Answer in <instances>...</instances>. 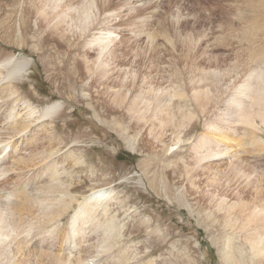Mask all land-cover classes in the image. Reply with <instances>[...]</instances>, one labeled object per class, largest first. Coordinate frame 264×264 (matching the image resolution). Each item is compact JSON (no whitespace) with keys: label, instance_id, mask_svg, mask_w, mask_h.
Listing matches in <instances>:
<instances>
[{"label":"rangeland","instance_id":"obj_1","mask_svg":"<svg viewBox=\"0 0 264 264\" xmlns=\"http://www.w3.org/2000/svg\"><path fill=\"white\" fill-rule=\"evenodd\" d=\"M24 1L26 0H19L17 6V4L0 0V58L13 54V60L19 58L28 60L31 70H27L18 83L22 87L20 93L23 96L27 95L25 97H28L37 109L55 103L62 107L60 116L53 122L48 124L49 120H45L48 123L46 122L44 126L40 122L43 121L41 119L32 124L31 129L44 137L41 139L42 143L38 145V150L55 149L61 142L58 152L55 153L54 150L48 163L55 160L59 163L64 162L59 176L62 179L60 186L73 188V192L69 194L77 200L71 204V208L58 223L47 225L42 229L45 233L53 232L54 241L51 234L48 238H43V231L41 232L40 228L31 231L35 236L32 242L30 241L32 247L37 245L36 248L39 246L37 248L39 251L50 252L52 255L64 254L66 246L59 243V235L65 236L64 232L70 226V218L77 209V203L88 195H92L94 191L107 189L111 193L110 198L113 196L107 202L109 204L107 212L112 215L114 227L112 231L117 232V239L114 237L112 242L117 244L112 245L114 247L108 252L99 254L95 252L91 260L96 264H257L251 255L248 242L244 240L242 231L245 229L242 231L235 229L234 232L231 229H225L222 219L218 218V216L223 217L224 213L209 210V203L216 205L218 200L209 198L206 193L201 195V189H204L202 184L205 181L203 175L198 178L197 183L201 184L203 181L199 186L195 183L193 186L188 184L186 178L179 184L181 178L176 174L173 175V171L166 166L169 162L166 157L170 155L165 157L166 154L163 155V151L156 147V143L152 142L148 133L144 131L148 124L143 125L140 131L138 127L141 124H138L135 129L133 120L128 114L111 105L110 99L106 96L97 95L96 91L101 90V87L92 86L90 79L95 78L94 75L89 78L86 75H80V78L77 76L79 69L76 65L88 59L87 57L92 59H88L90 63L96 61L94 59H97L98 51L95 45L91 47L86 41L99 30L109 31L112 34L110 37L114 39L111 37L112 44L110 43L111 46L109 45L108 50L102 54L99 62L106 60L111 68H114L116 64L117 69L113 70L114 82H121L120 78L124 81L128 80L122 81L132 92V94L128 93V97L130 95L132 98L134 94L136 96L141 92L143 99L151 100L153 92L164 87L166 94L161 98L160 107L168 101L169 104L168 102L166 104H171V108L176 112L181 107L195 112L198 118L188 127L184 141L173 148L174 152L178 153L175 156L176 160L182 157L188 165L192 162L191 158L195 156L192 155V145L204 132L207 122L222 128L221 132L233 131L231 132L233 141L232 144L229 143L233 151L232 148L229 149L243 158L241 162H243L244 170L253 172L251 178L233 177L230 169L227 168L236 159L230 157V153L222 156L223 160H205L196 164L192 172L210 164L216 165L220 176H224L231 182V193L243 192L244 202L247 204L244 210L247 215L252 209L251 196L256 194L259 183L264 185V124L259 119H255L252 126L235 127L231 125L232 121L228 123L220 119L222 116L220 111L223 110L224 103H227L229 98L226 96L233 91L234 85L244 79L246 65L253 68L264 67V62L261 63L260 58L251 61L247 55L253 50L254 45L256 49L261 46L260 49L264 50V0H250V4L249 0H109L108 3H102L103 8H108V11H102L101 14L97 12L98 16L93 19L92 26L84 36H80V41H77L79 47L77 46L76 51L74 49L69 54L63 37L53 33L49 35L44 32L46 29L44 27L37 30V21L30 17L24 19L27 20L28 27L24 33L25 43L20 44L16 35L21 12L24 5L28 7L32 0L30 2L28 0V4ZM97 1L105 2L106 0ZM64 3L65 0H61L58 9ZM201 5H205L207 15L200 10ZM251 6H254L256 10L255 8V11L251 10ZM258 12L261 17L257 16ZM254 22L258 23V27L251 31ZM186 33H189L190 37ZM253 33L256 35L253 36L254 39L251 36L248 39L247 35ZM66 34L70 42L76 41L75 38L78 35L76 29L69 28ZM185 34L186 37L183 36ZM196 41L197 44H195ZM107 52H111L110 55ZM78 54H85L84 60H82L83 56L81 55V59ZM209 57L213 60L211 64L207 62ZM193 61L199 64L200 70L206 72L218 70V73L216 72L218 75L224 74L221 81L213 82L212 85L208 82L211 96L218 98L220 96V98L217 106L213 107L207 116L200 115L198 108L191 100L192 93L187 78H191L188 71L191 70L190 64ZM235 65L239 66L235 68ZM144 77L146 79L142 81ZM150 84L151 87H149ZM119 85L116 87L119 88ZM215 87L216 90H214ZM214 100L216 101V98ZM187 104L190 109H193L192 111L188 109ZM14 105V112L17 110L19 112L21 105L13 104V107ZM0 110L2 117L6 111L8 112L5 107ZM20 113L23 114V112ZM1 124L0 126L3 125ZM54 127L56 131L52 129ZM28 137L26 133L23 139ZM169 138L170 134L167 132L162 140L169 143ZM17 139L11 140V145L18 146L17 153L13 155L14 151L10 150L9 154H6L4 150L5 153L3 151L2 154L4 157L6 155L5 159H9L5 163L1 162L2 167L13 168L7 171L8 174L7 172L4 175L0 174V204L2 205L8 200L7 203L11 201L13 204L16 199L12 196L17 190L24 189L27 194L37 195L40 185L51 183L47 173L39 174V170L46 162L45 160L42 163L38 159L39 156L34 155V158H37L35 163H39L38 166L28 167L20 164L18 167L12 164L19 155L20 157L27 154L33 156V146H28L25 150V139L19 138V141ZM235 143H237L236 146ZM68 155L70 157L74 155L75 163ZM167 171L173 177L168 174L167 178L165 175ZM185 185H188L193 192L198 190L195 192L197 196L188 195L185 192ZM230 191L227 187L223 188V192L227 195H230ZM7 193L9 195L6 197ZM48 195L51 196L50 193ZM60 195L69 200L70 195L65 193ZM228 199L231 202L234 201L231 196ZM102 213V210H99L98 218L100 217V223L104 224L108 218L103 217ZM36 215H38L37 212ZM237 217L241 219L240 215ZM101 227L102 225L93 226L96 232H89L88 238L91 244L96 240V233ZM37 232H41V236L36 235ZM41 238L43 242L40 241ZM39 241L42 245L37 244ZM226 242L229 244L233 261H223L221 258ZM6 245V251L9 254L12 252L11 255H13L12 244L8 245L6 242ZM60 246L62 249L59 248ZM73 249L71 258L78 256L77 250H80L78 247ZM115 255H121V257L118 259ZM110 259H113L114 263Z\"/></svg>","mask_w":264,"mask_h":264},{"label":"bare ground","instance_id":"obj_2","mask_svg":"<svg viewBox=\"0 0 264 264\" xmlns=\"http://www.w3.org/2000/svg\"><path fill=\"white\" fill-rule=\"evenodd\" d=\"M5 1L6 3L10 2V3H14L15 5L17 4V6L19 4L18 2L19 0H4V2ZM27 1L28 0L24 1V3L25 2L27 3ZM108 1L109 0H106L105 2L104 1L99 2L97 0H65V3L62 5V7L58 9L59 2H61V0H38V1L32 0L31 2L29 0L28 2H30V5L28 7L24 5V8L22 9L16 37L21 45L25 43L24 33L28 25L26 23L27 20L24 19L28 17L34 18L37 21L36 22L37 30L44 27L46 28L44 32L49 33V35L53 33L55 35L63 37L66 40L68 46L67 52L69 54L73 52L74 49L76 51L77 49L76 47L79 45V42L77 43V41H80L79 40L80 36L81 37L84 36V34L87 33V30L90 28V26H92L93 19L98 16L97 12L101 14L102 11L108 9L105 7L103 8L102 6V3H108ZM249 2L251 1L249 0L248 3ZM255 7L257 6L255 5ZM255 7L251 6L250 9L251 10L253 9V11H255L256 10ZM257 16L261 17L260 13ZM256 27H258V23L257 24L255 23L251 27L252 28L251 31H254ZM67 28L76 29V33H78V35L75 38L76 39L75 42H72V40L70 42L69 36H67L66 34L68 30ZM186 34L183 36L186 37ZM104 35H106L107 37ZM110 35L112 34L109 31L99 30V32H96L93 36L90 37V39L87 40L88 42L86 41L87 45L89 44L91 45V47L92 45L93 46L95 45L96 50L98 51L97 52L98 57L97 59L93 58L96 61L91 63L90 61H88L89 57L87 56L86 57L88 59H86L83 62L82 61L78 62L79 64L76 65L77 69H79L78 75L75 73L77 71L73 67L75 75L79 76V78L80 75H86L88 76V78L94 75L95 78L90 79L92 86L94 88L101 87V90L96 91L97 95L106 96L107 98L110 99L111 105L113 104L115 107L120 109L121 112L128 114L130 118L133 120L132 123L135 129L137 128L138 124H141V126L138 127L140 131V128L143 125L148 124V126L144 128V131L148 133L150 140L156 143V147H159L163 151V155L166 154L165 157L167 155H170V157H166V160L169 161L167 162L166 166L173 171V175L176 174L178 177L181 178L179 184H181L184 178H186L188 184L193 186L195 183L197 184V186H199L202 184L203 181L201 182V184L197 183L198 178H200V176L203 175L205 181L202 184L204 185V189H201V195L203 196L206 193V195L209 198L218 200V203L216 205H211L209 203V210L213 212L224 213L223 217L218 216V218L222 219V225L225 229H231L232 232H234L235 229H238L240 231L245 229L244 231H242L244 233L243 237L244 240L248 242L250 246L252 257L255 258L257 264H264V185L260 183L258 184L259 188L256 191V194L251 196L252 209L251 211H249L250 213L246 215L244 208L247 204L244 202L243 192L236 191L235 193H231L230 191L232 190V188L230 187L231 182L228 181L224 176L223 177L220 176L218 169L215 167L216 165H212L209 163L210 164L209 166L207 165L205 167H202L201 170L196 169L194 172H192L194 169V165L199 164L205 160L208 161L223 160L222 156L230 153L231 154L230 157H235L236 161H233V163L231 162L229 164L230 167L228 166L229 168L227 167L225 168L230 169V172L233 175V177L240 176V177H245L246 179H250L251 174L253 172L247 169L244 170L243 162H241L243 158H241V156L238 155L237 153L232 152L233 148L232 146L231 147L229 146L230 144H232L231 142L233 141L231 139V132L233 131H226V130L224 131L223 129L224 132H221L222 128L214 125L211 122H207L206 126L204 127V132L198 136L194 144L192 143L193 145L191 151H192V155H195L191 158L192 162L188 165L186 162H184V159L182 157L180 159L177 158L176 160L175 156H177L178 153H175L173 148L178 147L184 141V137L188 127H190L191 124L194 123L198 118L197 114H195V112L187 111L183 107L177 109L178 106H181L179 104L176 107L177 109L176 112L173 110V108H171L170 106L171 104L168 105L169 104L168 101H167L168 104H166L167 103L166 102L165 105L160 107L162 103L161 98H163L166 94V90L164 87L163 88L156 87L158 88L156 89L157 92H153L154 93L152 96L153 99L151 100H149L148 98H147L148 100L143 99V96H141L140 91H139L140 94H136V96L134 94V97L132 98H130L131 97L130 95L128 97V93L132 94V92L130 88H128V86L123 83L128 80L124 81L120 78L121 82L120 81L119 83L114 82L115 78L113 77V75L115 74V72L113 70L116 71L117 69L116 64L114 68H111V66H109L106 60H102V61L100 60L99 62V59H101L100 57L102 56V54L105 52V50L107 51L109 45L111 46L112 44V40L114 38L111 36L113 38L111 40ZM188 35L189 33L187 34V36ZM254 35H255L254 33L248 34L247 38L251 36L252 39H254L253 37ZM184 42H186V40ZM195 44H197V41ZM87 45H83V46H87ZM260 48L256 49L254 45V48H252L253 50L250 51L249 54H247L249 55L248 59L254 61L257 58H260L259 60L261 61V63H263L264 50ZM110 53H108V55H110ZM81 55L78 54V56H80L81 59L83 56L82 60H84L85 54L82 56ZM13 58H14L13 54L12 55L7 54L0 58V109L5 107V109L8 110V112L6 111L7 114L5 112L6 115L4 114L3 117L0 116V123L3 124V125L1 124L2 126H0V163L4 161L6 157V155L5 157L4 155H2L4 150L10 147L11 151L16 152V149H18L17 148L18 146L16 144L11 146V140L14 138L23 139L24 135H26L27 133V136L29 137L27 139H25L26 138L25 137L24 138L25 140L23 139L25 142L24 146L26 147L25 150H27L28 146H33L32 149L33 156H28L27 154V156L25 155L24 157L23 156L20 157L19 155L12 161V164H15V166L18 167L20 166V164L28 167L38 166L39 163H35V160H37V158L35 159L34 155L36 157L39 156L38 159H40L41 162L46 160V162L43 165L41 164L42 167L39 170L40 172L39 174L47 173V176L49 177L51 183H48L46 181L48 184L40 185L39 187L40 189L38 190L39 193L37 195H31L29 193L27 194L24 190H18V192L12 196L14 197V199H16L13 202V204L11 201L7 203L9 200L5 202L4 205L0 204V264H86V260L93 258L94 256L93 254H95V252L98 254L108 252L111 250L112 247H114L112 245L117 244L112 242V240L116 238L117 232L112 231V228H114L112 215L110 214V212H107V208L109 205L107 204V202L109 199L113 198V196L110 198L111 193L107 189L105 191L101 190L99 192H97L98 191L97 190L94 191L92 195H88L86 198H83L80 202L77 203V209L75 210L73 216L70 218V222H69L70 226L68 230L64 232L65 236L64 234L62 235L60 233L61 234L59 235L60 239L58 238L59 243L61 245L64 244V246H66L64 248L65 249L64 251H66L64 254L57 255L55 253L54 255H52V253L50 252L44 253L39 251V249H37L39 246L36 248L37 245L36 246L34 245V247H32V243H30V241L32 242V239L35 236L32 235L31 231L34 230L35 228H40L41 232L43 231L42 232V234L44 235L43 238L45 237L48 238V235L51 234L50 236L52 238V241H54L55 239L53 240L54 238L53 232L47 231L49 233H45V231L42 229L47 225H53L58 223L61 217L65 213H67L68 210L71 208V204L77 202V200L75 197L69 194L73 190V188L72 189H69V187L62 188L60 186L62 179L59 176L62 173L61 166L63 165L64 162L60 161L59 163L57 160L54 159L55 160L54 162L51 160L52 163H48V161L51 159V156L54 154V150L55 153L58 152L57 150L59 149V145L61 142L58 143V145H56L58 147H56L55 149H49L47 151L44 148L43 149L41 148V150H38V145L42 143L41 139L44 137L39 136L37 134V131H35L34 129L32 131L31 129L32 124H34L35 122H39L41 119L43 120L40 121L42 122V125H44L47 122V121L45 122V120H49V123L47 122L48 124L53 122L55 118H58L60 116L59 114H61L62 107H60V105L55 103V104L45 105L44 107L37 109L34 103H32L28 97H25L27 95L23 96V94L20 93L22 88L21 84H19L18 82L26 73V71L31 70V68L29 67L28 60L21 58L17 60H13ZM207 62H210L211 64L213 62L212 58L209 57L207 59ZM194 65L196 66L193 67ZM198 65L199 64L195 63L194 61L190 64L191 70L188 72H190L189 75L191 74V78L189 77L187 79H189V86H190L189 88H190V92L192 93L191 100L195 103V107L198 108L199 114L203 116H207L209 112L213 110L212 108L217 106L219 102L218 99L220 98V96L219 98L217 96L216 97L211 96L210 93L211 88L208 82H210L211 85L213 82L217 83L218 81H221L224 74L222 73L218 75L217 74L218 70L217 71L212 70V72L209 70L207 72L204 70H200V67ZM238 66L239 65H235V68H237ZM245 70L246 72L244 74L242 73L244 79L240 80V83L234 85L233 91L230 94L228 95L226 94L227 95L226 98L229 99L227 103L226 102L224 103L223 110L220 111V113L222 112V116L219 115L220 119H224L228 123L229 121H232L231 125H235V127L238 125L240 126L242 125L243 127L252 126L255 119H259L260 122L264 124V67L257 66L256 68H253V66L249 67L246 65ZM125 75L127 76L128 74L126 73ZM217 76L218 78H215ZM142 79L141 80L144 81L146 77ZM118 84H120L119 88L116 87V85L118 86ZM192 84L193 86H191ZM149 87H151V84L149 85ZM216 87L214 90H216ZM149 91H151V89H149ZM167 91L169 93V90ZM109 96H113V97H109ZM10 98L11 100H9ZM180 98H181V93H180ZM215 98L216 101L214 100ZM18 103L21 106L18 105ZM13 104H17L18 106L21 107L19 112L18 110L17 112H14L15 105L13 107ZM108 107L111 108V106ZM188 109H190V107ZM190 110L192 111L193 109ZM20 112H23V114L21 115ZM52 129L56 131L55 127ZM229 129L233 130L232 128ZM167 132H169L170 134L169 143H165L162 140L163 136ZM137 133L139 134L138 131ZM20 142L22 143V141ZM3 143L4 146H1ZM236 145L237 143H235V146ZM229 148H232V151ZM1 155L3 157H1ZM71 156L72 157L68 155V157L72 159L73 162L75 163L76 158L74 157V155ZM217 157H219L220 159L217 160L216 159ZM199 168L201 167L199 166ZM12 169L13 168H11V166L10 167L0 166V174L4 175L7 171H11ZM6 174H8V172ZM36 174H38V172H36ZM168 174L169 176L173 177L169 171H167V173L165 174L166 177L168 176ZM192 175H198V176H192ZM176 183L178 184V182ZM225 187L229 189L230 195L229 194L227 195L225 192H223V188ZM185 190H186L185 192L188 193V195L197 196L195 192H198V190H195V192H193L188 185L187 186L185 185ZM49 193L51 194L50 197L48 195ZM64 193L70 195L68 196L69 197L68 201L65 199L64 196L60 197L61 196L60 194H64ZM56 194H58L59 196L57 195L55 197ZM229 196H231L235 202L233 200H232L233 202H231L230 199H228ZM99 210H102L103 217L108 218V220L104 224H101L100 217L98 218ZM36 212L38 213V215H36ZM237 215H240L241 219H239ZM100 225H102V227L96 233L97 238L91 244L88 238L89 232L91 233L94 231L96 232L95 228L93 229V226L99 227ZM26 232L27 234L29 232L30 233L27 235ZM41 232L40 233L37 232L35 234L41 236ZM43 238L40 239V241L42 240L41 242H43ZM40 241L37 243L38 245L41 244ZM6 242L8 245L11 243L12 246L14 247L13 255H11L12 252L11 254H9V252L6 251V247H7ZM34 244L36 243L34 242ZM70 244L73 248L78 247L80 249L77 250L78 256H76L75 258H71L72 257L71 254L73 253L72 250L74 249L73 248L71 250L69 249ZM59 248L62 249L61 246ZM60 249H58V251ZM93 249H95V251ZM96 250H100V251H96ZM229 251H230V247L229 244L226 242L224 245V253H222L221 256L223 261H227V260L233 261V255ZM116 257L119 259L121 255H117V256L115 255V258ZM110 260H112L113 262V259Z\"/></svg>","mask_w":264,"mask_h":264}]
</instances>
